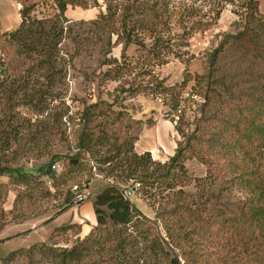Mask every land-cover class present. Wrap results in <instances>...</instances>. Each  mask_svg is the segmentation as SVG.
I'll use <instances>...</instances> for the list:
<instances>
[{"label": "trees", "instance_id": "16d2710c", "mask_svg": "<svg viewBox=\"0 0 264 264\" xmlns=\"http://www.w3.org/2000/svg\"><path fill=\"white\" fill-rule=\"evenodd\" d=\"M59 16L69 6L87 8L90 0H54ZM101 5L99 0H93ZM105 10L96 19L106 35L104 76L119 82L110 99L83 101L48 113L33 139L41 157L43 130L48 131L73 155L50 152L38 173L8 160L12 132H19L0 117V149L8 153L0 163V234L10 221L24 222L47 212L45 201L59 194V184L83 166L86 159L91 177L99 170L109 183L93 198L97 223L81 237L82 226L69 223L56 227L48 241L19 247L0 259L1 264H264V13L261 0H220L236 5L239 18L233 30L206 52V70L192 73L185 68L182 80L168 84L158 68L173 60H185L190 39L216 25L214 17H197L186 7L172 14L168 3L160 1L139 6L138 0L120 4L104 0ZM182 8V7H180ZM33 6L23 1L20 25L4 34L9 59V75L0 78V88L10 75L22 70L52 73L46 78L56 83L55 62L64 26L32 19ZM141 16V17H140ZM29 22V23H28ZM176 23V28L172 24ZM176 29V33L172 34ZM178 30V31H177ZM180 30V31H179ZM114 44L122 45L121 57H108ZM141 55H128L131 46ZM71 55V54H70ZM71 55V59H72ZM192 53L190 59L194 58ZM143 60V61H142ZM187 61V60H186ZM48 64V67H45ZM188 64V62L186 63ZM146 67V69H145ZM140 73V70H144ZM140 76L142 78H140ZM140 78V79H138ZM153 95L168 104L167 117L178 135L175 151L164 162L152 153L135 151L137 136L129 133L125 101ZM28 95V94H26ZM34 94H30L31 97ZM28 98L24 95V99ZM29 104H32L28 101ZM46 112L45 108L39 112ZM119 126V127H117ZM127 134L123 138L122 132ZM198 160L206 167L204 176H192L186 162ZM60 164V170L53 168ZM156 164V167H152ZM45 176L53 180L52 189ZM140 183L139 191L157 201L163 196V230L156 219L144 214L123 191ZM194 183L195 190L186 187ZM82 190L70 188L49 219L74 205ZM14 191L13 205H4ZM165 203V204H166ZM76 230L73 244L60 235ZM164 231V232H163ZM68 237V236H67ZM65 242L66 245H61Z\"/></svg>", "mask_w": 264, "mask_h": 264}, {"label": "rangeland", "instance_id": "374dc122", "mask_svg": "<svg viewBox=\"0 0 264 264\" xmlns=\"http://www.w3.org/2000/svg\"><path fill=\"white\" fill-rule=\"evenodd\" d=\"M23 1L33 6L30 21L41 19L46 27H49L50 24H56L59 27L64 26V37L58 45L59 51L55 62L56 83L54 85L46 79L48 77L46 74L52 73V71L48 72L45 68L40 71L22 70L18 76L13 73L5 86L0 88V117L8 120L7 124L11 125V129L14 127L19 131L18 133L12 132V150L15 152L8 157V160H13L15 164L24 165L26 169L38 173L39 166L49 158L50 152L66 156L75 153L73 149L62 144L59 139L50 136L48 131L43 130V145L47 147L40 152L42 153L41 157L37 156L38 153L34 149L32 141L43 121L48 120V113L55 109L60 110L65 106H70L73 110L82 108L83 101H96L99 98L110 99L108 93L113 92L118 87L119 82L109 80L104 76L107 69V66L103 64L106 57L107 40L106 35L96 24L100 11L105 10L104 0H99L101 5H96L93 0H90L87 8L79 5L69 6L63 17L59 16V9L54 0H0V27L2 31H13L19 27L21 21L19 11L23 7ZM116 1L123 5L127 4V0ZM157 1L168 3L170 12L172 14L178 13L177 16L186 7L189 12L196 13L197 17L207 19L214 17L216 10L221 8V15L215 26L205 32H196L192 35L189 53L185 55V60H173L158 68L160 76L165 78L168 84L181 81L186 67L192 73H203L207 65L206 52L218 45L224 33L233 30L232 24L239 18L235 12L239 1L232 4L220 0H138L137 4L142 9V6ZM261 10L264 13V0H261ZM176 25L173 23L172 27L176 28ZM175 33L176 29L173 30L172 34ZM121 53L122 45L114 44L108 57H121ZM127 53L130 56L141 55L135 45L131 46ZM192 53L195 57L190 59ZM70 54L73 56L72 59ZM187 62L188 64H186ZM45 67H48V64H45ZM145 69L140 70V73L143 74ZM140 78L142 77L140 76ZM30 94H34L31 97L32 101L29 97ZM24 95L28 98L24 99ZM28 101L32 104H29ZM125 104L128 106L130 115L125 123L130 125L128 134L132 136L139 137L144 129L157 122L162 125L166 120L171 122L167 117L170 108L159 97L141 94L125 101ZM41 108H45L46 112H39ZM168 129V140L176 146L178 135L174 124L173 128ZM126 135L123 131V138ZM3 141H5L4 135L0 134V144ZM7 154L0 149V163L6 160L5 155ZM152 155L157 162H164L169 158L162 150L153 151ZM186 165L189 173L194 177L206 174V167L196 159L188 160ZM152 167H156V164H153ZM93 171L96 174L92 175L88 185L91 192L88 199L93 198L109 183L103 174H97L99 170L93 168ZM73 174V176H71L72 174L67 175L65 181H61L56 199L45 201L42 207H47V212L44 215L31 217L24 222H9L0 234V259L19 247H28L38 241H48L52 231L58 225H68L74 216L79 215V210L73 209L76 206L74 204L67 211L57 216V218L60 216V219H49L59 210V205L67 195V190L73 189L76 184L82 185L84 180L86 181L91 177L86 159L83 161V166ZM44 178L53 189V180L47 176ZM0 180L7 182L8 177L1 176ZM186 189L194 191V183ZM14 196V191H11L4 205L7 211L13 205ZM157 199L154 201L142 191H137L130 198L132 203L144 214L156 219L160 224V229L163 230L161 218H157L158 213L162 210V206H169L170 204L166 203L163 196ZM76 230H70L59 237L60 239L68 238L69 245H71L76 237ZM61 245H66V243L62 242Z\"/></svg>", "mask_w": 264, "mask_h": 264}, {"label": "crops", "instance_id": "0c3cea01", "mask_svg": "<svg viewBox=\"0 0 264 264\" xmlns=\"http://www.w3.org/2000/svg\"><path fill=\"white\" fill-rule=\"evenodd\" d=\"M170 127L173 128V124L166 120L163 125L157 122L153 126L144 129L135 142V151L139 154H142L146 151H150L152 153L153 151L157 152L162 150V152L167 157L172 155L176 146L174 143H171L168 140L169 137L167 135V131ZM73 209L79 210L80 213L79 215L77 214L74 216V219L71 221V223L81 224L82 229L79 235L84 237L97 223L93 202L91 199H88L84 203L73 207ZM55 219H60V216L58 218L56 217ZM61 225L63 224L58 226Z\"/></svg>", "mask_w": 264, "mask_h": 264}, {"label": "built area", "instance_id": "2783aa9c", "mask_svg": "<svg viewBox=\"0 0 264 264\" xmlns=\"http://www.w3.org/2000/svg\"><path fill=\"white\" fill-rule=\"evenodd\" d=\"M5 33L6 32L2 31L0 27V78L6 77L10 72L9 71V59H8V56H7L5 47H4V34ZM152 159L156 160L153 157V155H152ZM53 168L60 170L62 168V165L57 164V165H54ZM140 186L141 185L138 182L131 186L128 185L126 189L124 190L125 197L130 199L132 195L136 194ZM81 187H82V190L80 191V193L77 194L75 201H74V204L76 206L84 203L91 195V192L89 191L85 180L82 182ZM78 189H79V184H76L73 187V190H78Z\"/></svg>", "mask_w": 264, "mask_h": 264}, {"label": "water", "instance_id": "95a60500", "mask_svg": "<svg viewBox=\"0 0 264 264\" xmlns=\"http://www.w3.org/2000/svg\"><path fill=\"white\" fill-rule=\"evenodd\" d=\"M123 193H124V191H123Z\"/></svg>", "mask_w": 264, "mask_h": 264}]
</instances>
